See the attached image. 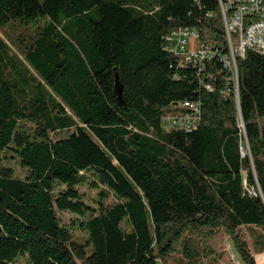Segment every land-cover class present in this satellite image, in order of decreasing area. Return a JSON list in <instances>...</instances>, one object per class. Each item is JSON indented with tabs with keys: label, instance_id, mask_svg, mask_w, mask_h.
Returning <instances> with one entry per match:
<instances>
[{
	"label": "trees",
	"instance_id": "1",
	"mask_svg": "<svg viewBox=\"0 0 264 264\" xmlns=\"http://www.w3.org/2000/svg\"><path fill=\"white\" fill-rule=\"evenodd\" d=\"M180 28L228 54L217 0H0V264H230L217 236L257 264L264 55L236 83L171 54ZM186 101L197 129L167 130Z\"/></svg>",
	"mask_w": 264,
	"mask_h": 264
},
{
	"label": "built area",
	"instance_id": "2",
	"mask_svg": "<svg viewBox=\"0 0 264 264\" xmlns=\"http://www.w3.org/2000/svg\"><path fill=\"white\" fill-rule=\"evenodd\" d=\"M217 2L227 36L228 54L203 44L198 32L188 28H180L166 35V46L180 61H187L193 68L199 70H203L208 61L220 60L237 83L239 77L237 59L244 58L247 51L264 55V0H217ZM245 14H254V22H246ZM207 89L210 90L209 87ZM178 107L187 109L188 112L165 115L162 118L164 127L167 130L180 129L188 132L197 129L201 120L200 104L186 101Z\"/></svg>",
	"mask_w": 264,
	"mask_h": 264
},
{
	"label": "rangeland",
	"instance_id": "3",
	"mask_svg": "<svg viewBox=\"0 0 264 264\" xmlns=\"http://www.w3.org/2000/svg\"><path fill=\"white\" fill-rule=\"evenodd\" d=\"M13 166H15L17 169H20L19 165L16 162H13ZM80 190L82 193H85L87 199H93L95 197V191L90 190L88 185H82L80 187ZM62 223L63 225L71 228L72 230H76L75 222L77 221V216L70 214V213H61ZM243 234L247 240V242L250 244L249 237L247 236L246 230L243 229ZM212 246L216 251L219 253L224 254V261L225 263L230 264H241L240 258L238 257L236 251L233 248L231 240L226 236H217L213 242ZM252 253L254 255V258L256 260L257 264H264V251L263 252H255L252 250Z\"/></svg>",
	"mask_w": 264,
	"mask_h": 264
},
{
	"label": "bare ground",
	"instance_id": "4",
	"mask_svg": "<svg viewBox=\"0 0 264 264\" xmlns=\"http://www.w3.org/2000/svg\"><path fill=\"white\" fill-rule=\"evenodd\" d=\"M245 21L246 22H254V14H245Z\"/></svg>",
	"mask_w": 264,
	"mask_h": 264
},
{
	"label": "water",
	"instance_id": "5",
	"mask_svg": "<svg viewBox=\"0 0 264 264\" xmlns=\"http://www.w3.org/2000/svg\"><path fill=\"white\" fill-rule=\"evenodd\" d=\"M240 117H241V114H240ZM241 120H242V117H241ZM242 127H243V125H242ZM243 156H246V153L244 150H243Z\"/></svg>",
	"mask_w": 264,
	"mask_h": 264
}]
</instances>
